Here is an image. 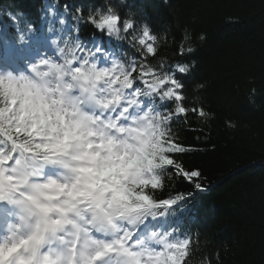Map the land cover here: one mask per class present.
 I'll return each instance as SVG.
<instances>
[{"label":"trees","instance_id":"trees-1","mask_svg":"<svg viewBox=\"0 0 264 264\" xmlns=\"http://www.w3.org/2000/svg\"><path fill=\"white\" fill-rule=\"evenodd\" d=\"M109 2L119 7L121 23L129 9L136 14L132 28L125 32L135 64L141 63L143 52L133 37L147 22L158 39V44L152 42L157 53L147 61L174 72L184 85L186 107H202L214 114L207 124L191 111L169 122L177 140L190 149L172 154L173 158L200 175L187 179L169 168L158 195H187L196 183L205 190L196 193L193 202L198 235L190 241L188 264H264V0ZM97 6H104L103 0H0L1 15L12 29L39 21L86 36L97 28L77 16L76 9L87 15ZM184 26L194 35L204 33L206 40L196 52L181 55ZM113 38L115 43L121 39ZM193 59L196 67L187 75L171 68L175 61ZM197 81L206 87L193 92ZM252 88L257 94L249 103ZM169 104L172 108L173 101ZM3 106L0 100V109ZM20 114L25 115L14 112ZM226 119L234 120L236 128H227Z\"/></svg>","mask_w":264,"mask_h":264},{"label":"clouds","instance_id":"clouds-1","mask_svg":"<svg viewBox=\"0 0 264 264\" xmlns=\"http://www.w3.org/2000/svg\"><path fill=\"white\" fill-rule=\"evenodd\" d=\"M124 3L125 0H120V4ZM163 3L167 5L169 0H163ZM103 5L97 6L95 10L89 8L87 15L83 14L82 9L77 8L76 14L92 23L97 29L106 30L107 34L122 38L135 23V12L129 9L121 23L119 7L109 0H103ZM105 18H111L110 26L104 24L101 27ZM28 28L31 30L32 25H28ZM181 37L183 54L196 52L198 45H202L206 40L204 33L194 35L188 26L181 29ZM133 38L138 42L154 39L158 44L157 35L152 33L147 22L140 24ZM20 40H24L23 34ZM51 44L56 47L59 60L53 61L50 57L40 58L28 65L31 75L24 72L17 75L8 70L0 72V80L12 81L18 89H23V92H31L41 98H50L49 112L53 116L51 121L45 119L41 123L42 118L39 113H29V118L37 125L35 131L42 134L41 143L47 140L51 125H55L53 136L62 137L67 131L70 137L75 138L81 151H87V146L92 145L93 151L105 154L109 151L128 154L123 161L124 165H130L127 179L124 185H118L115 191L111 188L103 190V186L95 190L88 189L90 194L83 197L84 203L79 205L63 196L51 202L52 219L55 220L58 216L60 220L58 229L65 226L69 229L76 228L77 225L86 224L91 226L93 236L97 233L111 236L112 228L105 226L119 227L123 224L126 227L133 224L139 219L142 209H146L148 214H154L151 212L152 208H147V201L142 199L140 194L157 200V195L153 193L163 186L164 176L169 175L167 167L160 160L163 154V138L167 136V122L151 106L143 111L137 109V114L133 118L134 127L118 126L116 120L104 118L97 114L96 110L98 109L100 113L105 110L114 111L124 100H128V107H133L140 103L139 97L142 95H162L156 91L160 84L154 81L152 85L144 89L137 88L129 95L127 90L132 89L136 78L129 79L132 74L124 63L114 62L110 67L98 66L97 62L89 59L93 53L85 50L79 39L65 37L61 42L54 37ZM196 64L197 61L193 59L190 62L175 61L172 66L179 73L187 75L195 69ZM5 86L0 83V87ZM179 86L184 88L180 81ZM205 87L206 84L199 81L192 84L193 92H199ZM256 94V89L252 88L248 95L249 103L255 102ZM167 95L171 98L174 93L169 92ZM176 103L178 104L179 101ZM202 118V122L207 124L214 118V114L205 111ZM225 125L229 129H235L237 126L234 120L227 119ZM120 132H127L128 135L120 136ZM39 175L40 173H37V176ZM49 178L53 179L48 177L44 180ZM69 179L71 177L68 174L64 179L55 180ZM37 182L40 181L35 179L32 181V183ZM31 192L30 187L24 189L25 195ZM116 192L120 194L117 195ZM72 213H75V219L68 218ZM21 217L19 222L7 229L0 238V245L4 246L0 249V255L8 251V246L24 241L25 243H22L17 250L15 264H19L20 257L27 264H87L91 248L82 245L74 251L71 247L74 239L66 241L58 231L54 233L48 231L49 226L36 216H31L32 219L29 221V215L23 212ZM25 225L28 227L25 228ZM80 232L81 230L77 229L73 235L76 236ZM33 234L43 237L41 245L35 251L29 240ZM57 235L59 242L56 246H52L51 238Z\"/></svg>","mask_w":264,"mask_h":264},{"label":"snow or ice","instance_id":"snow-or-ice-1","mask_svg":"<svg viewBox=\"0 0 264 264\" xmlns=\"http://www.w3.org/2000/svg\"><path fill=\"white\" fill-rule=\"evenodd\" d=\"M111 18H105L101 27L104 24L110 26ZM130 29V28H129ZM150 35V34H149ZM154 39H147L139 42L143 56L141 63L135 64L129 79H139L141 83L148 87L156 83L160 87L156 89L162 95H157L160 100L173 101L171 109L155 110L161 114V118L166 120L167 136L163 138V154L160 160L167 168H172L178 175L187 179L198 177V171H187L181 163L173 158L174 153H182L190 149L185 148L172 133L169 128V122L181 116H186L189 111L198 114L202 117L205 111L202 107L193 106L191 109L185 106V96L183 94V86H179V80L176 78L173 71L167 66L161 67L159 64H152L147 61L149 55L155 56L157 49L152 43ZM179 54H183V49L180 47ZM171 68H174L171 66ZM175 69V68H174ZM0 83L6 85L0 87V100L5 104L9 98L15 99L19 96L23 89H18L10 80H0ZM174 93L171 98L167 93ZM179 101L177 104L176 102ZM128 111L127 107L121 110V117ZM4 113H9L7 107L3 108ZM3 120L9 121V125H4ZM16 120L20 123L16 126L15 133H12L4 139H7L8 146L0 149V202L14 203L19 205L24 212L29 216H36L45 225H48V231L56 232L60 224L59 218L53 220L51 218L52 205L43 201H51L54 192L65 193L71 197L73 190L77 188L80 181V173L85 169L79 165H73L72 160H80L81 156H72L71 159H65L68 155L67 149L69 145L66 143L68 136L65 133L64 138L56 136H48L47 140L41 143L42 134L35 131L37 125L33 124L30 128L24 127L23 115H6L0 120V127L4 132L10 133V122ZM53 162L62 164L69 168L75 175L71 184L61 183L55 179L42 180L37 183H32L34 178L39 173V168L42 164ZM30 187L31 194L25 195L24 189ZM197 188H201L200 183H196ZM87 195V194H86ZM146 197L147 208H155L162 206H172L182 200L184 196L177 195L174 198L153 200L151 197ZM146 209H142L139 219L128 226L121 224L119 227L115 225H107L105 227L112 228V235L97 233L93 236L91 226L87 225L80 233H78L74 242H71V247L75 251L82 245L92 249L87 257V264H188L186 257L189 255V239L185 238L176 242H170L167 239V234L160 235L155 230H150L148 235H143V229L150 216ZM23 219V217H21ZM43 237L33 234L29 237L33 251L41 245ZM21 243L14 246H8V251L0 255V264H15L17 259V250L21 247ZM0 245V249H3ZM75 259V258H74ZM19 264H27L20 257Z\"/></svg>","mask_w":264,"mask_h":264}]
</instances>
